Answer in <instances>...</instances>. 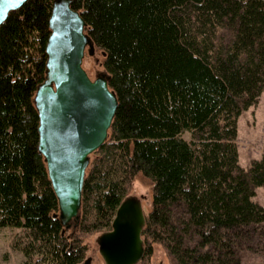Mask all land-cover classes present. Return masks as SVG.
I'll return each mask as SVG.
<instances>
[{
  "label": "trees",
  "instance_id": "trees-1",
  "mask_svg": "<svg viewBox=\"0 0 264 264\" xmlns=\"http://www.w3.org/2000/svg\"><path fill=\"white\" fill-rule=\"evenodd\" d=\"M53 0H26L0 25V229H20L24 264H80L83 239L111 228L133 179L152 183L141 236L176 264H242L264 232V154L238 163L237 122L264 90V0H72L118 106L91 156L80 221L62 232L38 151L33 104L44 81ZM190 134V139L182 137Z\"/></svg>",
  "mask_w": 264,
  "mask_h": 264
},
{
  "label": "water",
  "instance_id": "water-1",
  "mask_svg": "<svg viewBox=\"0 0 264 264\" xmlns=\"http://www.w3.org/2000/svg\"><path fill=\"white\" fill-rule=\"evenodd\" d=\"M25 1L0 0V25ZM48 26L45 77L33 96L39 118L38 151L57 198L56 217L62 232H74L90 156L107 141L118 101L105 70L92 80L82 67L85 52L93 54L96 47L72 0H53ZM144 225L140 199L127 195L117 207L110 230L96 237L104 264H138L145 252ZM84 264H91V259Z\"/></svg>",
  "mask_w": 264,
  "mask_h": 264
},
{
  "label": "rangeland",
  "instance_id": "rangeland-1",
  "mask_svg": "<svg viewBox=\"0 0 264 264\" xmlns=\"http://www.w3.org/2000/svg\"><path fill=\"white\" fill-rule=\"evenodd\" d=\"M103 58L102 51L98 48H95L93 54L85 52L82 67L92 80L98 72L104 71ZM182 137L189 140L190 134L186 132ZM237 145L238 163L244 169L250 166L252 160L258 159L264 154V90L258 104L244 111L238 118ZM128 195H133L140 199L145 215L150 212L152 183L142 174H137L133 179ZM253 200L264 206V186L255 189ZM74 232H71V230L66 231L67 234L71 235ZM99 233H94L83 239V244L87 246L88 250L80 264H84L86 259H91V264H104L95 241ZM20 234V229H0V264H24L22 253L12 247L15 238ZM239 253L242 264H264V232L254 234L247 244L242 243ZM143 264L176 263L162 245L154 243L151 256Z\"/></svg>",
  "mask_w": 264,
  "mask_h": 264
}]
</instances>
